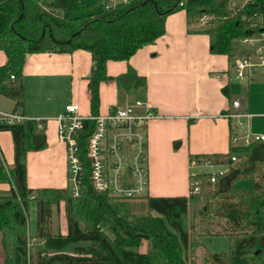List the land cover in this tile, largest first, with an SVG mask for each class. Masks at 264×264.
<instances>
[{
    "label": "trees",
    "instance_id": "1",
    "mask_svg": "<svg viewBox=\"0 0 264 264\" xmlns=\"http://www.w3.org/2000/svg\"><path fill=\"white\" fill-rule=\"evenodd\" d=\"M229 1L127 0L109 5V0H96L86 5L81 0H0V50L6 56L0 66V94L14 101L13 112L23 114L26 54L85 50L93 62L88 84L90 114L97 116L99 84L108 79L106 63L128 60L156 41L164 33L165 18L179 10H185L189 25L196 24L202 12L215 16L208 28L201 29L208 36L210 51L234 58L232 41L260 32L250 25L255 14L263 19L264 0H246L237 11L227 7ZM98 5L102 6L96 9ZM132 80L134 88L144 85L142 78ZM116 81L121 86L127 76ZM95 126L94 120L84 121L76 138L83 166L78 198H72L68 188L27 187V153L46 147L43 123L41 129L29 119L0 126V131L10 133L14 152L10 169L0 157V184L10 185L7 192H0L3 264H197L194 250L202 235L228 238L227 251L205 249L202 264H264V141L245 148L229 144L226 154L192 156L227 163L231 157L240 159L217 176L214 184L209 176L198 175L197 194L129 200L113 198L91 186L87 144ZM240 179H252L253 190L234 189L233 183ZM136 200L144 207L139 216L130 205ZM31 201L36 205L33 251L28 248L27 229ZM60 204L65 210V231L53 234L51 210ZM208 215L221 222H211L214 229L199 234L196 218ZM143 241L145 252L139 251Z\"/></svg>",
    "mask_w": 264,
    "mask_h": 264
},
{
    "label": "crops",
    "instance_id": "2",
    "mask_svg": "<svg viewBox=\"0 0 264 264\" xmlns=\"http://www.w3.org/2000/svg\"><path fill=\"white\" fill-rule=\"evenodd\" d=\"M81 1L91 5L96 0ZM201 29L197 23L189 25L185 10H179L165 18L164 33L156 41L137 50L128 60L108 61L105 65L108 79L99 84V115L142 100L161 116L148 125L147 196L187 197L189 159L228 152L233 121L225 113L235 97L241 95L243 112L264 117V75L255 73L246 85L240 84L233 72L238 58L211 53L208 36ZM5 61L6 56L0 50V66ZM92 68L90 53L85 50L26 54L22 69L25 95L22 115L29 120H41L46 142L44 149L27 153L29 189L67 187L65 146L57 139L56 119L69 103L79 106L80 116L90 115L88 84ZM125 75L127 81L120 86L116 78ZM135 77L142 78L144 85L134 88ZM253 93L259 94L263 103L260 108L253 104L259 111L254 113L249 112ZM244 98L248 99L245 104ZM14 104L0 94V111L13 112ZM253 117L244 120L249 130L264 135L263 129L254 130ZM0 156L8 169L13 167V143L8 131H0ZM9 189L8 183L0 184V192ZM31 204L36 220V205L31 201L29 209ZM198 241L202 253L205 249L213 253L228 249L225 235H202Z\"/></svg>",
    "mask_w": 264,
    "mask_h": 264
},
{
    "label": "built area",
    "instance_id": "3",
    "mask_svg": "<svg viewBox=\"0 0 264 264\" xmlns=\"http://www.w3.org/2000/svg\"><path fill=\"white\" fill-rule=\"evenodd\" d=\"M251 21L250 28H258L260 34L240 41L241 45L243 43L255 46V50L251 51V56L241 57L235 61L233 72L234 79L237 81L246 79L248 81L253 76V72L261 71L264 75V22L259 23L260 16L257 14L253 15ZM197 24L199 27L203 26L205 24L203 18L198 20ZM241 107L242 100L235 99L231 102V108L227 111L226 117L235 121V131L238 128L237 133L231 136L230 144L245 148L255 142L264 141V135L252 133L248 124H244L243 120L250 119L253 115L243 113ZM78 109L77 104L69 103L64 106L63 113L56 119L57 139L65 146L68 175L66 188L69 189L70 196L78 198L81 195L83 178V166L79 159L76 138L83 128V122L94 120L96 126L87 144L91 186L99 192L107 191L113 198L132 200L145 197L148 190L145 163L148 125L161 116L142 100H136L124 107H113L106 115L92 116L90 114L84 117L78 114ZM25 120L26 117L19 111L9 113L0 111V126L20 124ZM35 121L41 129V120ZM236 163H240V159L235 157H231L229 163L190 158L188 162L189 193H199L200 181L196 180L198 175L209 176L210 183L214 184L217 176H223ZM215 167L219 170H214Z\"/></svg>",
    "mask_w": 264,
    "mask_h": 264
},
{
    "label": "rangeland",
    "instance_id": "4",
    "mask_svg": "<svg viewBox=\"0 0 264 264\" xmlns=\"http://www.w3.org/2000/svg\"><path fill=\"white\" fill-rule=\"evenodd\" d=\"M93 1L94 0H84V2H86V3H91ZM116 1L119 2L118 0H110L109 1L110 2L109 5H112ZM242 2H243V0H230L229 4L227 5V7L230 10L237 11L238 9L243 8L247 4V2H243V3ZM201 18H203V20L205 22V24L203 26H201L202 29L203 28L204 29L208 28L209 24L212 21L216 20L215 16L209 15L206 12H202L197 17V22H198V20H201ZM243 20H244V18H243ZM245 21H246V19H245ZM262 21L264 22V17L259 23H263ZM249 22H250V20H248V23ZM251 23H252V21H251ZM259 34L260 33L256 32L253 35H249V36H246V37H243V38L239 37V38L234 39L232 41L233 45H234V48L236 50V56L234 58H239L240 59L241 57H249V56H251L252 55L251 51L255 50V46L253 47V46H249V45H246V44H243V43L241 45L240 41L243 40L244 38H247V37H250V36H256V35H259ZM255 73H262V72L261 71L260 72H253L252 75H254ZM257 76L258 77H260V76L262 77V75H257ZM240 82H241L240 84L246 85L245 83H247V79L245 81H240ZM235 98L236 99H240L242 97L240 95L239 97H235ZM246 101H248V99L245 100V98H244V104L246 103ZM250 102L251 103H250V111L249 112H253V113H254V111L255 112H259L258 110H256L253 107V104L257 105L256 107H259V108L262 106L263 103H261L262 101H261L260 95L253 93L252 96H251ZM241 111H242V107H241ZM243 113H246V112H243ZM227 114H228V112L225 113V115H227ZM246 114H249V113H246ZM253 115H255L253 117V120H252L253 121L254 130H262L263 129L262 132H264V117H262L261 114H253ZM228 119L230 121H233V123L231 125V134H230V138H231L233 133H234V135L237 133L238 128H236L237 131H235V128H234L235 121L230 119V118H228ZM244 120L246 121V120H249V119H244ZM244 120H243L244 124H248V122H245ZM256 132H258V131H256ZM229 144H230V142H229ZM214 170H219V168L215 167ZM3 184H6V183H3ZM232 186H233L234 189H240V190H242L244 192H250V191L253 190L254 181L252 179H240V180L235 181ZM141 203L142 202L139 201V200L130 202L131 209L133 211H136L135 214L137 216L141 215V213L144 210V207H143V205ZM32 208H33V204H31V209L28 208L29 211L27 213V221H28L27 229H28V235L30 237L29 238V243H28V248L31 249V250L34 248V240H33L32 236L34 235V232H35L34 231L35 230V221H34L35 218H33L34 215H33V209ZM189 212H190V214L194 213L193 207L190 208ZM196 219H197V222H198L197 232L199 234H201V233L203 234V232H205L207 230V228L208 229H214L213 223H211V222H214V221L215 222H221L220 220L214 218L212 215L201 216V217H197ZM50 220H51V223H50L51 232L53 234H56L58 231H61V232L65 231V225H66V221L65 220L66 219H65V210H64V207H63L62 204H60V206H58V207H55V206L52 207ZM220 229L221 228H216V230H220ZM200 237L201 236H198L197 239L199 240ZM0 243H1V236H0ZM218 243L219 242H216L215 244H218ZM146 247H147V243H146V241H143L139 251L145 252ZM194 254H195V259L199 260V262L197 264H202V258H203L204 253H202V249L199 246L195 247ZM0 264H3V253H2L1 244H0Z\"/></svg>",
    "mask_w": 264,
    "mask_h": 264
}]
</instances>
